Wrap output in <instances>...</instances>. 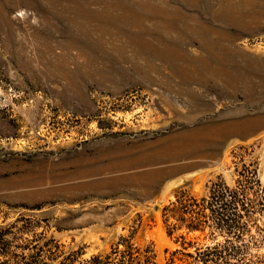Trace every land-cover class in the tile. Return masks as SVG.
Segmentation results:
<instances>
[{"label": "rangeland", "instance_id": "rangeland-1", "mask_svg": "<svg viewBox=\"0 0 264 264\" xmlns=\"http://www.w3.org/2000/svg\"><path fill=\"white\" fill-rule=\"evenodd\" d=\"M250 174L264 197V0H0V232L18 228L16 253L53 239L87 260L130 240L156 264L223 245L229 264H264V242L165 212Z\"/></svg>", "mask_w": 264, "mask_h": 264}, {"label": "trees", "instance_id": "trees-1", "mask_svg": "<svg viewBox=\"0 0 264 264\" xmlns=\"http://www.w3.org/2000/svg\"><path fill=\"white\" fill-rule=\"evenodd\" d=\"M175 198V202L165 209V212L169 218H173L190 231L209 228L227 239L233 237L239 240L249 235L256 243L264 242V223L260 225L258 220L259 217L264 216V197L258 189L255 174L246 176L234 189L216 186L207 199L197 200L185 193ZM253 228L256 233L250 235ZM13 229L18 230L16 226H11L9 231L0 232V264H156L149 249L142 250L130 240H122V249H114L110 255L92 256L87 260H81L83 254L81 248L77 251H65L64 245L58 244L53 239L44 243L33 255L16 253L15 249L28 250V245L15 243L18 237L16 232L12 233ZM8 236L11 238L6 239ZM229 241L231 240H227ZM221 247L223 252H217V248H206L201 253L202 257L198 259L202 258L203 264L211 263L214 259H217L215 264H229L230 261H226L224 256L230 247L224 245ZM241 251L238 247L235 254L228 253V255L235 256ZM208 259L209 261L206 262ZM238 261L240 264L250 263L246 259Z\"/></svg>", "mask_w": 264, "mask_h": 264}]
</instances>
